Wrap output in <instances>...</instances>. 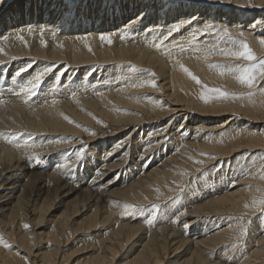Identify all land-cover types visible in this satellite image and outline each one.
Returning <instances> with one entry per match:
<instances>
[{"label":"bare ground","instance_id":"obj_1","mask_svg":"<svg viewBox=\"0 0 264 264\" xmlns=\"http://www.w3.org/2000/svg\"><path fill=\"white\" fill-rule=\"evenodd\" d=\"M207 25L236 39L243 31L264 57V0H0V133L18 134L12 144L0 138V237L11 246L0 244V264H72L76 246L92 253L79 264H264V206L253 203L264 200V95L249 99L207 66L239 62L190 54V33ZM177 59L207 87L245 98L204 103ZM49 66L34 96L15 94ZM149 72L157 88H125ZM242 154L257 165L237 164Z\"/></svg>","mask_w":264,"mask_h":264},{"label":"snow or ice","instance_id":"obj_2","mask_svg":"<svg viewBox=\"0 0 264 264\" xmlns=\"http://www.w3.org/2000/svg\"><path fill=\"white\" fill-rule=\"evenodd\" d=\"M195 17L190 18L189 20L178 22L174 25H172L166 33L163 34L162 38L159 39L158 43H154V47L157 50H160L163 48L164 41H167L169 37H171L174 33L179 32L181 27L184 26L185 23L191 24ZM31 31V29H29ZM219 36L223 43H216L214 41H207L203 42L201 45V37L205 36ZM238 36L241 37L240 39L233 38L232 33L229 31L227 27L225 28H216L212 25H207L204 27L199 28L197 31H193L190 33L191 39L188 41L190 45H192V51L191 55H195L197 59L203 58V60L207 61L213 56L219 55L220 57H223L226 60L233 61V62H239V63H229L223 66H218L215 64H208L207 66L210 69L213 68H221V71L219 74L221 76L229 75L233 77L236 82L243 86L248 88L250 91L246 94L249 99L254 97L256 93H260L261 95H264V87H261L258 85V81H264V57H258L253 49L250 47L246 39H243L244 32L240 31L238 33ZM125 37H121V39H124ZM226 38V39H225ZM18 39H23V37H18ZM101 41L106 42L108 45L112 44V39L110 36L107 35H101L99 37ZM261 47H264V38L260 39L259 41ZM42 46H47L46 44H43ZM62 47V45H61ZM89 51H91V48L89 47ZM187 51L183 46H180V54H184ZM4 54V49L0 48V55ZM167 55L169 57L173 56V50H169L167 52ZM15 59V57H13ZM2 63V62H0ZM176 63L179 65L180 71H182L190 80L194 81L197 85H200V87L203 89L200 93V99L204 103H209L212 100H223V101H229V100H236V99H243L245 98L243 95L237 96L235 93H229L225 90H222L220 88H210L206 85L201 83V80L193 74L192 71H190L187 67H185L183 64L179 62V60H176ZM31 67V63L26 65L25 67L19 69L15 74L14 77H19L22 72L27 71L28 68ZM134 68V66H133ZM52 71V68L45 67L41 69L40 71H37L32 75L30 78L26 79L25 81L18 82V91L15 92L16 95H24L27 98H31L36 94V92L39 90L40 85L43 83L44 78L47 76L48 73ZM146 87L150 88H157V82L155 78V73L149 72L148 76L145 78H139L137 80H134L132 82H128L125 85V88L127 89H143ZM125 88H120L118 91H125ZM77 95L78 93L76 91H73L71 93V98L73 101H77ZM100 95H103V93H100ZM132 99H139L137 97H133ZM27 103V99L24 101ZM5 100L0 98V104H4ZM52 105H56L59 103L57 99H52L51 101ZM65 120H68L69 123H75L72 121L69 117L64 116ZM97 123H102L101 121L97 120ZM79 127V125H77ZM85 131H89L85 129ZM90 135H95V133L89 131ZM23 135V133L19 134ZM239 135V133H237ZM18 134L16 133H9L4 134L0 133V138H4L7 143L12 144L14 141L17 140ZM67 140V138H64ZM67 142L71 143V140H67ZM15 147L18 149L22 147L19 143L15 144ZM23 147H28L27 143L23 145ZM84 149L81 148L78 151H75L72 153V155L75 156V159L77 161H80L84 157ZM211 159H215V157H210ZM29 159H34L37 162H39V156L38 155H32L29 157ZM240 160H250L251 164L253 166L257 165V156L253 155L250 158L244 157L243 154L241 157L237 159V164L240 163ZM196 163H202V161H196ZM67 167L68 165H64ZM241 171L245 177L252 174V168H249L245 170L243 166H241ZM259 174L260 179L264 180V154H261L259 156ZM158 191V189H157ZM254 204H259L261 206H264V200L260 201H253ZM125 212L135 211L134 207L132 205H124ZM245 207L247 208L248 205L246 204ZM159 212V206H152L150 212L148 213V216L150 218L147 219V223L151 225ZM185 212H181L180 215H185ZM179 216L176 217V220L173 222H178ZM26 230L30 228L29 225L25 224L23 226ZM241 235L246 236L247 235V229H241ZM0 244H3L5 247H11L10 245L3 242L2 237H0ZM233 247H236L234 245Z\"/></svg>","mask_w":264,"mask_h":264},{"label":"rangeland","instance_id":"obj_3","mask_svg":"<svg viewBox=\"0 0 264 264\" xmlns=\"http://www.w3.org/2000/svg\"><path fill=\"white\" fill-rule=\"evenodd\" d=\"M59 204V202H58ZM40 232L47 234L48 230L46 229L45 226L42 225V227L39 230ZM77 248H79V246H76L70 250H68V254H73L74 251H76L74 253V255H72L74 258L72 260H70V263L72 264H79L81 261L86 260L87 258L92 256V253L87 251V250H77Z\"/></svg>","mask_w":264,"mask_h":264}]
</instances>
